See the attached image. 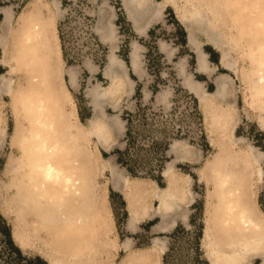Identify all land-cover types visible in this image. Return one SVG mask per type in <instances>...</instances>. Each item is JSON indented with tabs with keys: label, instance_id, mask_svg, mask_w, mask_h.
I'll return each instance as SVG.
<instances>
[{
	"label": "bare ground",
	"instance_id": "bare-ground-1",
	"mask_svg": "<svg viewBox=\"0 0 264 264\" xmlns=\"http://www.w3.org/2000/svg\"><path fill=\"white\" fill-rule=\"evenodd\" d=\"M194 1L201 4L196 5ZM123 2L137 33L146 35L152 24L162 18L165 5L171 6L173 0H165L159 8L153 7L150 0ZM188 2L195 8V18L188 24L189 42L197 52L199 70L204 73H211L208 54L197 42L196 31L206 34L217 49L227 47V43L223 33L209 25V14L201 7L208 5L207 9L217 10L213 15L219 20L223 15H230L228 4L233 5L234 26L240 27L249 39L248 64L243 77L247 99L254 100L252 102L264 113V0ZM55 5L59 9V3L55 2ZM3 11L4 25H11V46L7 47V34L0 35L5 53L3 62L11 64V74L23 72L27 82L26 86H21L16 85L12 76L0 77V93L11 94L17 118L12 145L20 153L11 160V206L16 216L13 237L23 244H30L32 237L39 235L43 253L50 264L107 263L113 256L112 250L117 247V238L113 237L115 225L108 204V186L100 185L98 181V176L106 170L112 174L114 189L122 193L128 204L129 228L134 229L148 213L149 218L160 219L154 225L155 232L168 233L179 221L190 225L187 201L177 200L185 195V188L175 172V163L190 154L189 150L181 151L184 142L172 144L170 149L175 159L164 170L168 186L158 187L154 192L136 178L132 180L89 144L92 136L98 138V143L108 142L112 128L118 133L125 132L118 115L108 116L105 122L99 121L104 112L103 101L106 102V97L109 100V95L115 92L114 87H122L120 70L127 73L124 63L114 53L111 55L106 74L111 77L112 87L93 92L92 107L96 115L84 129L64 78L69 72L72 85L77 86V75L74 71L63 70L60 64L61 49L55 22L50 25L43 17L41 23L43 7L36 3L20 13L17 19L12 10L6 8ZM146 14L148 16L143 18ZM99 30L106 40L112 42L116 37L113 26L110 30ZM115 48L113 46V50ZM139 50L135 42L132 62L133 70L138 74L141 73ZM227 56L228 52L224 50V67L235 70V65L225 60ZM233 83L230 76H221L216 92L208 94L203 83L189 79L186 82L189 90L207 107L212 121V143L218 147V153L200 172V177L212 185L202 241L210 264H256V260L264 264V211L257 202V185L264 181V152L252 145L238 148L244 140L233 134L232 111L218 107V103L229 100ZM236 103L235 97L231 109ZM262 118L264 127V116ZM152 195L160 203L157 209H151L146 201ZM123 248L128 255L120 264H157L168 250V244L155 237L149 247L134 250L129 239L123 243Z\"/></svg>",
	"mask_w": 264,
	"mask_h": 264
},
{
	"label": "rangeland",
	"instance_id": "rangeland-1",
	"mask_svg": "<svg viewBox=\"0 0 264 264\" xmlns=\"http://www.w3.org/2000/svg\"><path fill=\"white\" fill-rule=\"evenodd\" d=\"M188 1L173 0L171 6L165 5L162 18L152 24L146 35H139L130 22V17L127 16L123 0H0V22L4 19V9L12 10L17 19L20 13L34 3L40 8L43 7L41 23L43 17L50 25L55 22L61 49L60 64L62 68L64 67L63 70L74 71L77 75V86L72 85L69 72L65 73L64 78L71 91L72 104L76 108L80 123L85 126L84 129L90 126L91 119L96 115L92 107L93 92L112 87L111 77L106 74L111 55L114 53L126 66L127 73L120 70L122 87H114L115 92L109 95V100L106 97V102L103 101L104 112L99 116V121L105 122L108 116L118 115L124 123L125 132L118 133L112 128L109 141L104 140V143H98L95 136L89 139L90 146L99 150L103 158L120 168L132 180L136 177H132L119 161L126 148L129 155L127 154L125 159L136 157L140 165L139 172H146L156 165L161 166L164 187L153 179L136 178L154 192L158 187L168 186L164 170L168 163L175 159L171 154L172 144L175 141L184 142L181 151H190L188 156L175 163V172L181 177L185 188L184 198L177 200L187 201L190 225L179 221L170 233L155 232L154 225L160 219L149 218V213L137 222L134 229L129 228L131 216L128 204L122 193L114 189L111 172L106 170L98 176L99 184L108 186V204L115 225L113 237L117 238V247L112 250L113 256L105 264H120L127 257L128 253L123 248V243L127 240L130 239L132 248L138 250L149 247L155 237H160L168 244V250L161 255L157 264H164L166 254L167 264H210L202 240L209 216L208 199L212 185L200 177V172L218 153V147L212 143L214 138L211 131L212 121L207 107L189 90L186 84L188 79L203 83L206 92L213 94L217 90V80L224 75L230 76L234 83L228 94L229 100L218 103V107L232 111L233 134L244 140L237 145L238 148L244 149L252 145L264 152V127L261 123L264 113L252 102L254 100L250 102L247 99V86L243 81L248 64L249 39L241 32L240 27L234 26L233 5L228 4L230 15H221L219 20L213 15L217 10L207 9L208 5H205V8L201 7L209 14V17L207 16L209 25L222 32L227 43V47L217 49L206 34L196 31L197 42L208 54L211 73H204L199 70L197 52L189 42L188 24L195 18L193 13L195 8ZM55 2L59 3V9L56 8ZM150 2L153 7L159 8L165 0ZM194 2L196 5L201 4L200 1ZM138 8L142 10L143 6ZM148 14L143 15V18ZM142 20L140 19L141 22ZM15 25L16 21L14 27ZM111 26L114 27L116 36L112 42L103 38L99 30V28L110 30ZM135 42L140 47L139 74L133 70L132 51ZM113 46L116 47L115 50ZM224 50L228 52L225 60L233 63L235 70L224 67ZM9 57L11 58V53ZM4 73L6 69L0 65V75ZM8 74V78L12 76L15 79L16 85L26 86L23 72L11 74V64ZM138 92L141 93L140 97ZM235 97L236 107L231 109ZM114 105H119V108H114ZM130 114L134 116L135 134V143L131 146L128 145L126 138L127 119ZM16 127L17 118L11 94L0 95V216L9 225L11 236L22 251V254H19L11 249L10 255L4 248L0 233V264H50L49 258L43 253L39 235H34L30 244H23L13 237L16 216L11 206L13 193L11 160L20 156L18 148L12 145ZM152 196L146 201L151 209H157L160 203L154 195ZM257 202L264 211V181L257 185ZM202 229L203 237L199 241ZM38 257L43 262H39ZM256 264H260V260H256Z\"/></svg>",
	"mask_w": 264,
	"mask_h": 264
},
{
	"label": "trees",
	"instance_id": "trees-1",
	"mask_svg": "<svg viewBox=\"0 0 264 264\" xmlns=\"http://www.w3.org/2000/svg\"><path fill=\"white\" fill-rule=\"evenodd\" d=\"M62 39V37H61ZM66 61L70 63V61L65 57ZM127 61V60H126ZM139 97L141 96V93H139ZM133 114H130L128 119H127V131H126V138H127V143L129 146L132 144L134 145L135 143V134H134V119H133ZM136 117V116H135ZM128 154V148H126L125 153L121 154L120 157V163L122 164L123 167L127 169L129 174L132 177L136 178H145V179H153L159 183L161 187H164L165 184L162 183L163 175H162V167L159 165L154 166L152 169H149L146 172H139L138 169V159L136 157H129L125 159L126 155ZM129 155V154H128ZM140 166V165H139ZM144 170V169H141ZM204 228V227H203ZM0 233L2 235V242H4V248L9 251L11 255V249L15 250L17 253L22 254V251L17 245L15 244L12 236H11V229L7 222L3 219V217L0 216ZM203 237V229L202 233L199 235V241H201ZM39 262H43L40 257L37 258ZM164 264H167V254L164 257Z\"/></svg>",
	"mask_w": 264,
	"mask_h": 264
},
{
	"label": "crops",
	"instance_id": "crops-1",
	"mask_svg": "<svg viewBox=\"0 0 264 264\" xmlns=\"http://www.w3.org/2000/svg\"><path fill=\"white\" fill-rule=\"evenodd\" d=\"M8 29H10L9 31H8ZM4 31V32H3ZM10 32V33H9ZM1 34H7V40H6V44H7V47H9V46H11L10 44H11V25H10V27H8V26H5L4 25V19H3V21L2 22H0V35ZM10 37V38H9ZM0 49L2 50V58L0 59V65L1 66H3L5 69H6V73H4V74H1L0 76H2V75H4V76H9V70H10V65L9 64H6V65H4L3 64V59L5 58V53H4V50H3V46L0 44ZM4 94H6V93H0V95H4ZM128 230V229H127ZM173 231V230H172ZM171 231V232H172ZM170 233V232H169Z\"/></svg>",
	"mask_w": 264,
	"mask_h": 264
}]
</instances>
